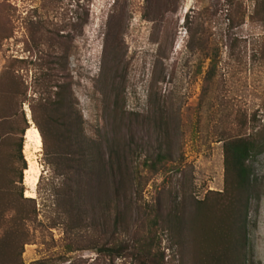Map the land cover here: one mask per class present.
Listing matches in <instances>:
<instances>
[{
  "label": "trees",
  "instance_id": "trees-1",
  "mask_svg": "<svg viewBox=\"0 0 264 264\" xmlns=\"http://www.w3.org/2000/svg\"><path fill=\"white\" fill-rule=\"evenodd\" d=\"M79 1L77 9L60 23L48 14L54 6L52 0L43 4V12L26 18L27 32L40 54L37 61H14L36 67L30 83L13 64L0 73V264H24V248L35 241L37 232L56 227L63 232L65 253L95 251L96 258L90 264H116L117 259L167 264L164 233L176 246L185 247L190 242L195 264H240L247 241L250 159L264 147L262 129L250 122L246 110L217 93L207 108L214 110L210 114L211 134L214 141L222 143L223 190L209 191L202 200L187 203L178 182L169 189L171 195H164L171 199L168 204L163 205L160 197L144 203L142 192L150 175L173 158L166 99L158 86L157 67L162 60L157 57L149 88L148 103L153 112L131 113L137 125L154 126L155 145L134 143L132 123L127 125V135L114 130L111 136L100 130L88 135L67 68L72 44L89 21L91 0L86 4ZM162 2L166 6L169 0ZM10 6L0 3V44L13 34ZM124 14L123 9H116L106 25L103 63L113 64L103 65L98 79L110 83L107 92L113 96L117 113L126 82L118 65L124 54ZM207 59L203 99L216 91L213 83L219 74L216 57ZM31 124L41 137L47 174L39 176L36 197L24 195L23 184L27 163L22 150ZM42 208L47 210V225L39 217ZM123 234L128 237L122 238ZM45 263L37 260L29 264Z\"/></svg>",
  "mask_w": 264,
  "mask_h": 264
},
{
  "label": "rangeland",
  "instance_id": "rangeland-1",
  "mask_svg": "<svg viewBox=\"0 0 264 264\" xmlns=\"http://www.w3.org/2000/svg\"><path fill=\"white\" fill-rule=\"evenodd\" d=\"M46 1L0 0L2 4L11 5L13 31L12 37L0 44V73L13 64L17 73L30 83L36 67L14 60L37 61L40 52L34 48L27 32L26 18L43 12ZM52 1L54 6L49 8L48 14L55 23H60L64 16H70L77 9V0ZM79 3L86 4V0ZM163 3L162 0H91L88 24L72 44L67 68L88 135H94L97 130L108 132L109 136L114 131L127 135V125L132 123L133 142L141 145L148 141L152 148L156 143L154 126L137 125L131 113L150 115L153 112L148 95L155 63L160 57L158 86L166 99L173 158L150 175L142 192V201L154 202L160 197L166 205L171 199L164 195H171L169 189L178 182L182 185H178V189L183 187L181 190L187 203L200 201L209 191L220 192L224 188L222 143L214 141L211 134L213 121L210 120L214 110L209 112L207 108L217 93L246 110L250 122L257 124L264 133V2L169 0L166 6ZM116 9L125 12L124 54L118 65L126 82L118 113L114 110L113 96L107 92L110 83L98 81L103 65L113 64L103 63V56L106 25ZM211 56L219 62L218 78L213 83L217 89L203 99V75L209 61L207 57ZM109 59L110 54H107L106 60ZM24 109L29 119L28 105L25 104ZM32 126L35 127L31 124L29 128ZM27 130L22 150L27 163L23 172L24 195L36 197L37 183L31 185L27 181V170L32 163L39 170L38 179L41 174L47 176L44 151L41 137L40 145H37L28 140ZM250 162L252 188L246 209L247 241L240 264H264V147L251 157ZM20 165L19 161L17 166ZM143 172L145 174L146 169ZM45 211L42 208L39 217L47 225ZM64 243L61 227L39 231L35 241L25 246L23 262L90 264L96 258L94 250L65 253ZM162 246L167 264H195L190 242L185 247L176 246L164 233ZM116 264L134 262L117 259Z\"/></svg>",
  "mask_w": 264,
  "mask_h": 264
},
{
  "label": "bare ground",
  "instance_id": "bare-ground-1",
  "mask_svg": "<svg viewBox=\"0 0 264 264\" xmlns=\"http://www.w3.org/2000/svg\"><path fill=\"white\" fill-rule=\"evenodd\" d=\"M27 138L29 141L35 142L37 145H40V135L35 127L32 126L27 130ZM27 173V181L31 185H35L38 181L39 170L34 164L30 163V167L29 170H27Z\"/></svg>",
  "mask_w": 264,
  "mask_h": 264
}]
</instances>
